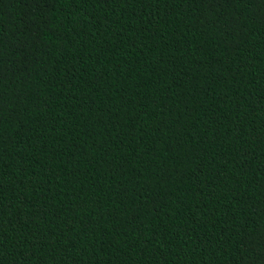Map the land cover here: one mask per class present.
<instances>
[{"label":"trees","instance_id":"1","mask_svg":"<svg viewBox=\"0 0 264 264\" xmlns=\"http://www.w3.org/2000/svg\"><path fill=\"white\" fill-rule=\"evenodd\" d=\"M0 264H264V0H0Z\"/></svg>","mask_w":264,"mask_h":264}]
</instances>
